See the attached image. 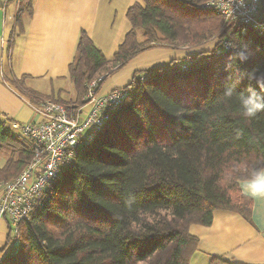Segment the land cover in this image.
Segmentation results:
<instances>
[{
    "label": "trees",
    "instance_id": "trees-1",
    "mask_svg": "<svg viewBox=\"0 0 264 264\" xmlns=\"http://www.w3.org/2000/svg\"><path fill=\"white\" fill-rule=\"evenodd\" d=\"M207 1L131 5V28L111 58L80 33L69 67L75 101L61 91H28L33 103L47 98L69 108L83 103L93 80H106L154 45L215 43L211 51L186 55L185 68L174 60L135 73L106 126L38 198L18 249L9 234L0 264H190L198 251L191 225L210 226L218 210L251 219L253 202L240 183L253 166H264V113L247 120L235 98L220 97L235 72H264V34L203 9ZM262 8L264 17V0ZM16 23L22 31L21 13ZM244 46L250 59L233 61ZM3 148L10 153L0 184L15 179L32 158L29 140L0 120ZM210 264L232 263L214 257Z\"/></svg>",
    "mask_w": 264,
    "mask_h": 264
},
{
    "label": "crops",
    "instance_id": "crops-1",
    "mask_svg": "<svg viewBox=\"0 0 264 264\" xmlns=\"http://www.w3.org/2000/svg\"><path fill=\"white\" fill-rule=\"evenodd\" d=\"M138 2L0 0V120L11 129L13 123L37 121L28 91L42 96L65 92L56 84L70 78L69 67L82 31L111 58L130 30L127 10ZM20 13L22 31L16 23ZM182 49L186 47L152 46L104 80L100 93L126 87L136 72L156 70L184 58ZM243 182L240 188L253 202L251 219L218 210L210 226L191 225L189 232L198 240V251L190 264H210L214 257L232 264H264V197H252ZM8 236V221L0 218V250L7 246Z\"/></svg>",
    "mask_w": 264,
    "mask_h": 264
},
{
    "label": "built area",
    "instance_id": "built-area-1",
    "mask_svg": "<svg viewBox=\"0 0 264 264\" xmlns=\"http://www.w3.org/2000/svg\"><path fill=\"white\" fill-rule=\"evenodd\" d=\"M203 9L214 12L244 31L264 34L262 0H208ZM229 47V45H228ZM103 77L93 80L83 103L72 107L51 99L29 103L37 121L13 123L14 130L29 140L32 158L13 180L0 184V218L8 221L13 248H19L21 227L31 221L34 206L61 169L75 162L83 146L91 144L110 120V112L126 99L122 89L100 93Z\"/></svg>",
    "mask_w": 264,
    "mask_h": 264
},
{
    "label": "clouds",
    "instance_id": "clouds-1",
    "mask_svg": "<svg viewBox=\"0 0 264 264\" xmlns=\"http://www.w3.org/2000/svg\"><path fill=\"white\" fill-rule=\"evenodd\" d=\"M251 53L247 46L234 51L233 61L244 64L250 59ZM232 67L231 64L228 65ZM247 81L245 84L244 82ZM244 87L241 88V85ZM235 98L241 115L247 120H252L264 113V72L239 71L235 72L231 81L224 87L220 97L222 102H229ZM245 190L252 197H264V166H253L248 178L243 182Z\"/></svg>",
    "mask_w": 264,
    "mask_h": 264
},
{
    "label": "rangeland",
    "instance_id": "rangeland-1",
    "mask_svg": "<svg viewBox=\"0 0 264 264\" xmlns=\"http://www.w3.org/2000/svg\"><path fill=\"white\" fill-rule=\"evenodd\" d=\"M130 28H131V26H130ZM138 34H139V39L143 40V30L138 29ZM214 47H215V43H212V44H208V46L201 47V48L189 47L188 49L186 48V49H182V50L186 51L185 52L186 55L194 56V55L201 53V52H204V51H211ZM182 59H178L176 61L180 62ZM170 64H168V65H170ZM178 65L185 68L186 63L180 62ZM108 83L110 84L111 81L109 80ZM57 87H63V89L65 90V92L62 93V96L66 101H75L76 100V98H75L76 93L74 90V85H73L72 81L70 80V78H67L66 80H64L62 82V84L57 83L56 88ZM56 88H55V90H56ZM107 89H109V87H107ZM9 153L10 152H9L8 148H3L2 150H0V168L4 167V165L6 164V161L9 158Z\"/></svg>",
    "mask_w": 264,
    "mask_h": 264
}]
</instances>
